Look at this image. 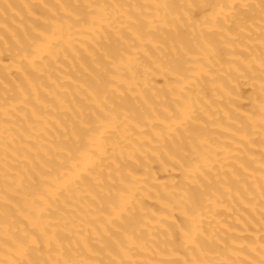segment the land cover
<instances>
[{
	"label": "bare ground",
	"instance_id": "bare-ground-1",
	"mask_svg": "<svg viewBox=\"0 0 264 264\" xmlns=\"http://www.w3.org/2000/svg\"><path fill=\"white\" fill-rule=\"evenodd\" d=\"M0 264H264V0H0Z\"/></svg>",
	"mask_w": 264,
	"mask_h": 264
}]
</instances>
